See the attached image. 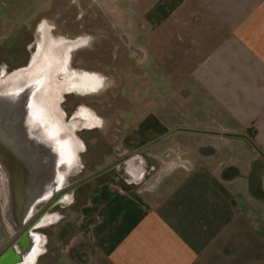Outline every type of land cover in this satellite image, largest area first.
Returning a JSON list of instances; mask_svg holds the SVG:
<instances>
[{
  "label": "crops",
  "instance_id": "crops-1",
  "mask_svg": "<svg viewBox=\"0 0 264 264\" xmlns=\"http://www.w3.org/2000/svg\"><path fill=\"white\" fill-rule=\"evenodd\" d=\"M56 14L74 48L111 30L140 68L21 264H264V0H0V52Z\"/></svg>",
  "mask_w": 264,
  "mask_h": 264
},
{
  "label": "water",
  "instance_id": "water-1",
  "mask_svg": "<svg viewBox=\"0 0 264 264\" xmlns=\"http://www.w3.org/2000/svg\"><path fill=\"white\" fill-rule=\"evenodd\" d=\"M35 35L34 51L26 65L0 74V93L4 95L0 110V264H21L22 245L36 237L34 232L48 217V213L42 211L44 205L51 200H56L55 203L60 201L64 194L59 195L68 187L69 180L83 167L81 154L85 145L78 132L82 127L91 129L100 126V119L93 114H89V124L84 123L80 115L68 118L62 102L64 95L70 92L86 94L102 89V79L97 77L93 84L90 78L94 74L71 71V51L75 47L72 40L54 41L51 27L43 22L38 25ZM41 57L47 59L46 63L39 61ZM8 100L13 102L10 109L7 107ZM39 106L43 109L41 115L53 124L52 138L57 137L60 142V175L57 179L53 178L43 194L35 198L23 217H11L5 222L1 205L6 195L3 189L6 167L9 157L16 151L17 142L24 135L30 139L33 134L37 135L35 125L39 115L35 111ZM36 215L29 229L12 241ZM26 256L29 259L33 253L28 250Z\"/></svg>",
  "mask_w": 264,
  "mask_h": 264
},
{
  "label": "rangeland",
  "instance_id": "rangeland-1",
  "mask_svg": "<svg viewBox=\"0 0 264 264\" xmlns=\"http://www.w3.org/2000/svg\"><path fill=\"white\" fill-rule=\"evenodd\" d=\"M75 10L77 11L76 7ZM44 18L48 22L44 21L51 27V37L54 41L60 42L64 39L74 41L72 37L76 36L78 31L74 33L72 30V33H70L68 29L65 31L61 24V14H56V16L51 18ZM54 26L56 27L55 31L53 30ZM86 29L94 31L91 26L86 27ZM110 32L105 37L100 38L98 44H96L94 36L90 34L92 42L81 52L76 53L75 57L71 53V71H83L94 74L95 76H92L90 80L94 81L97 77L102 79L104 88L108 83H111L110 79L113 78L111 80L115 86L114 89L104 90V95L99 96V98L77 99L76 101L73 98L66 99L67 106L70 104L73 106L75 103L80 104L77 112L74 109L75 113H72L70 117L80 115V117L86 118L85 120L82 119L86 124H89V114H93L95 117L98 116L101 120L110 116L117 120L118 113L128 107L126 99L128 89L125 88L127 87L126 80L132 71L139 72V64L133 61L131 51L127 50L126 46L122 44H119L120 46L118 47L116 45L117 38ZM36 38L37 36L34 33L30 34L22 48L19 46L15 49L7 48L1 51L0 74L26 65L34 51ZM32 42L35 43L31 50H27L28 44H32ZM77 59H80L78 60V65ZM39 61L46 63L47 59L41 57ZM3 64L8 65L4 66ZM115 92L118 93L116 97L114 96ZM3 101L4 95L0 93V110L3 107ZM7 107L9 109L12 108L13 102L8 100ZM38 108L35 111L39 115L35 125L37 135L33 134L31 139L24 135L17 142L16 151L9 157L10 162L6 167V176L3 183L6 195L4 204L1 205L5 222L11 217H23L29 211L35 198L42 195L52 182V179H57L60 175L62 162V153L59 148L60 142L57 137L52 138L53 124L48 118L41 115L43 114V109L40 106ZM102 126L100 125V127ZM116 127L117 125L115 124L111 126L104 125L101 129L78 132L87 150L81 154L83 168L69 180V185L81 180L83 177L93 176L97 172L96 170L101 167L98 162L102 154L110 151V145L115 139V137L112 138L110 136L114 134Z\"/></svg>",
  "mask_w": 264,
  "mask_h": 264
},
{
  "label": "flooded vegetation",
  "instance_id": "flooded-vegetation-1",
  "mask_svg": "<svg viewBox=\"0 0 264 264\" xmlns=\"http://www.w3.org/2000/svg\"><path fill=\"white\" fill-rule=\"evenodd\" d=\"M53 30L55 31L56 30V27L54 26V28H53ZM82 37H85V36H82ZM72 38H74V40H76V39H79L80 38V36H78V35H76V36H74V37H72ZM86 47H84V45H80V46H77L74 50H72L71 51V53L74 55V57H75V54L76 53H78V52H81L83 49H85ZM72 60H74V59H72ZM78 60H80V59H77V65H78ZM111 79H113V78H111ZM110 79V82L111 83H108L106 86H105V88L104 87H102V88H104V89H96V91H93V92H90V93H86V94H78L77 95V93L76 94H74V93H72V92H70V93H67L66 95H64V99H63V102H62V107H63V109H64V111H65V113H66V115H67V117L68 118H71L70 116L72 115V113H75L73 110L75 109L76 110V112H77V109H78V107H79V105L80 104H74L73 106H71V104L69 105V106H67L66 105V99L67 98H73L75 101L78 99H92V98H99V96H103L104 95V90H108V89H114L115 88V86L113 85V81ZM95 81V80H94ZM94 81H92L93 82V84H95V82ZM127 81V80H126ZM128 82V81H127ZM116 95H118V93H114V96L116 97ZM73 111V112H72ZM98 117V116H97ZM99 118V117H98ZM82 119L83 120H85L86 118H83L82 117ZM100 119V118H99ZM101 120V119H100ZM103 123V126L104 125H107V126H111V125H117V120L115 119V118H113L112 116H110L109 118L108 117H104V118H102V120H101ZM102 126V127H103ZM102 127H100V126H95V127H93V128H91V129H89L88 127H82L81 129H80V131H79V133H81V132H86V131H89V130H97V129H101ZM90 178V176H86V177H83L81 180H77L76 182H73L71 185H68V187H66V189L64 190V192L61 194V195H59V196H62L63 194L65 195V194H67V193H69V192H71L72 190H74V189H76L81 183H83V182H85V181H87L88 179ZM63 195V196H64ZM63 199V198H62ZM62 199L60 200V201H58L57 203H55L56 202V200H51V201H49L48 203H46L45 205H44V207H43V212H47V213H49V212H52L57 206H60L61 204H62ZM55 204V205H54ZM42 212V213H43ZM38 215H36L19 233H18V235H16L14 238H13V240L12 241H14L15 239H18V238H20L21 236H22V234H24V232H26L28 229H29V227L31 226V222L37 217Z\"/></svg>",
  "mask_w": 264,
  "mask_h": 264
},
{
  "label": "trees",
  "instance_id": "trees-1",
  "mask_svg": "<svg viewBox=\"0 0 264 264\" xmlns=\"http://www.w3.org/2000/svg\"><path fill=\"white\" fill-rule=\"evenodd\" d=\"M249 137V139H250V143H251V145L259 152V150H258V148L255 146V144L252 142V137L251 136H248ZM91 177V176H90Z\"/></svg>",
  "mask_w": 264,
  "mask_h": 264
}]
</instances>
